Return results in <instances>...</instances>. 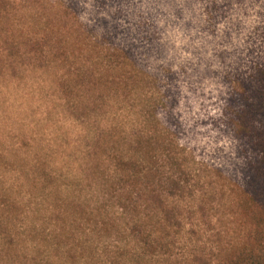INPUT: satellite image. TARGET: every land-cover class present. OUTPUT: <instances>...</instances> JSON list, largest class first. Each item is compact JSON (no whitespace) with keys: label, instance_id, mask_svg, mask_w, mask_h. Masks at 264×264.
I'll return each mask as SVG.
<instances>
[{"label":"rangeland","instance_id":"obj_1","mask_svg":"<svg viewBox=\"0 0 264 264\" xmlns=\"http://www.w3.org/2000/svg\"><path fill=\"white\" fill-rule=\"evenodd\" d=\"M80 36L104 48L100 60H88L95 52L83 46ZM13 39L26 50L23 55L30 49L38 52L35 45L43 42L76 47L67 51L75 50L70 57L80 63L78 73L86 78L115 75L116 70L107 66L100 74L96 71L102 57L113 52L120 58L130 56L151 76L140 74L138 92L147 90L149 107H158L179 143L196 163L211 170L198 165L203 170L191 175L190 188L179 201L181 211L185 209L181 218L189 228L181 232L174 251L157 257L158 262L147 258L140 264H224L244 240L233 197L245 155L232 130L228 104L238 75L244 79L257 63L264 64V0H0V53L1 45ZM58 47L62 46H54L52 54ZM18 69L17 76L14 68L0 69V264H28L32 255L28 246L37 243L29 229L35 212L29 206L28 130L50 131L43 117L56 104L48 126L55 128L63 117L65 134L64 140L53 139L54 151L70 155L75 163L82 155L79 143L87 140L86 125L71 123L73 116L60 114L62 102L49 89L52 75ZM73 81L77 83L75 75ZM139 115H122L128 132ZM90 185L84 178L72 189L81 187L88 193ZM175 202L170 200V206ZM196 223L194 233L190 225Z\"/></svg>","mask_w":264,"mask_h":264},{"label":"trees","instance_id":"obj_2","mask_svg":"<svg viewBox=\"0 0 264 264\" xmlns=\"http://www.w3.org/2000/svg\"><path fill=\"white\" fill-rule=\"evenodd\" d=\"M76 30L81 32L82 26L76 25ZM81 40L95 52L88 60H100L104 48ZM9 42V46L1 45L0 69L14 68L13 76L20 72L18 67L52 75L49 89L62 102L60 114L73 116L71 123L87 126V140L79 143L82 155L75 163L70 155L54 151L53 139L64 140L61 136L65 134L63 117L55 128L48 126L56 104L43 117L50 131L45 127L28 130L29 206L35 212L29 229L37 242L28 246L32 254L28 264H140L147 258L158 262L157 257L174 251L181 232L186 233L181 218L185 209L181 211L184 207L179 201L190 188L191 175L203 170L198 165L208 171L211 168L196 163L160 118L158 107H149L147 90L138 92L140 74L151 76L130 56L120 58L113 52L102 57L103 64L96 71L100 74L107 66L116 70L115 75L86 78L78 73L80 63L70 57L75 50L67 51L76 47L43 42L35 45L38 52L30 49L23 55L26 50L16 40ZM54 46L62 47L52 54ZM125 47L132 50L131 45ZM238 76L228 105L233 112L232 130L242 141L245 155L233 197L244 240L231 250L224 264H264V64L257 63L244 79L242 74ZM135 113L140 115L128 132L121 117ZM92 114L96 120L91 119ZM84 178L89 179L92 191L73 190V184ZM170 200L177 205L170 206ZM198 225H190L191 231L196 233Z\"/></svg>","mask_w":264,"mask_h":264}]
</instances>
